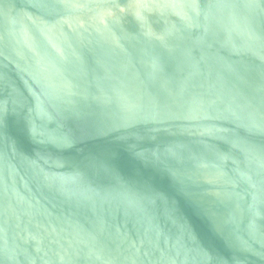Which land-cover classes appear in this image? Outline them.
<instances>
[{
	"label": "water",
	"instance_id": "water-1",
	"mask_svg": "<svg viewBox=\"0 0 264 264\" xmlns=\"http://www.w3.org/2000/svg\"><path fill=\"white\" fill-rule=\"evenodd\" d=\"M0 264H264V0H0Z\"/></svg>",
	"mask_w": 264,
	"mask_h": 264
}]
</instances>
